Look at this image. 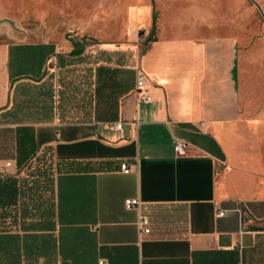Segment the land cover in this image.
I'll list each match as a JSON object with an SVG mask.
<instances>
[{
	"label": "crops",
	"instance_id": "1",
	"mask_svg": "<svg viewBox=\"0 0 264 264\" xmlns=\"http://www.w3.org/2000/svg\"><path fill=\"white\" fill-rule=\"evenodd\" d=\"M149 2L127 22L149 32L132 67L152 103L133 88L111 121L94 100L65 122L54 82L80 36L27 38L0 0V264H264V21L248 0Z\"/></svg>",
	"mask_w": 264,
	"mask_h": 264
},
{
	"label": "rangeland",
	"instance_id": "2",
	"mask_svg": "<svg viewBox=\"0 0 264 264\" xmlns=\"http://www.w3.org/2000/svg\"><path fill=\"white\" fill-rule=\"evenodd\" d=\"M149 1L7 0L12 7L10 17L21 22L18 30L27 38L47 24L55 43L71 39L74 34L80 36L75 38L83 48L80 58L70 60L68 67L56 74L54 107L59 120L85 121L92 117L97 67L121 65L122 69L135 71L133 61L149 42V32L129 30L128 11L136 5H149ZM248 3L250 21H264V0ZM55 64L60 65V60Z\"/></svg>",
	"mask_w": 264,
	"mask_h": 264
},
{
	"label": "trees",
	"instance_id": "3",
	"mask_svg": "<svg viewBox=\"0 0 264 264\" xmlns=\"http://www.w3.org/2000/svg\"><path fill=\"white\" fill-rule=\"evenodd\" d=\"M95 79V114L100 120L111 121L117 100L134 88V72L103 66L95 69Z\"/></svg>",
	"mask_w": 264,
	"mask_h": 264
},
{
	"label": "built area",
	"instance_id": "4",
	"mask_svg": "<svg viewBox=\"0 0 264 264\" xmlns=\"http://www.w3.org/2000/svg\"><path fill=\"white\" fill-rule=\"evenodd\" d=\"M134 96L135 100L141 105H150L152 103L151 100V90H150V82L149 78L138 68H135L134 71ZM173 150L176 156L184 157L188 152V147L186 144L175 141L172 144ZM5 166L8 167L9 163H5ZM129 172L126 165V174ZM139 207V203L137 200H128V210H137ZM237 212L240 213L239 210ZM218 216H223V213H218ZM138 226L140 227V232L142 234H148L149 229L147 226V220L145 218H140L138 222Z\"/></svg>",
	"mask_w": 264,
	"mask_h": 264
},
{
	"label": "bare ground",
	"instance_id": "5",
	"mask_svg": "<svg viewBox=\"0 0 264 264\" xmlns=\"http://www.w3.org/2000/svg\"><path fill=\"white\" fill-rule=\"evenodd\" d=\"M120 128V123H115L109 126V129L111 130H118ZM122 173L126 174V165L123 164L120 167ZM125 208L128 210V200L125 201ZM98 264H106L105 262L100 261Z\"/></svg>",
	"mask_w": 264,
	"mask_h": 264
}]
</instances>
